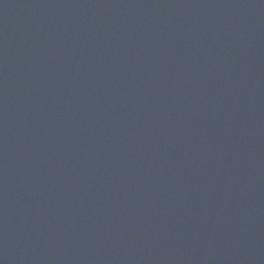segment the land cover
<instances>
[{
    "label": "water",
    "instance_id": "1",
    "mask_svg": "<svg viewBox=\"0 0 264 264\" xmlns=\"http://www.w3.org/2000/svg\"><path fill=\"white\" fill-rule=\"evenodd\" d=\"M0 264H264V0H0Z\"/></svg>",
    "mask_w": 264,
    "mask_h": 264
}]
</instances>
